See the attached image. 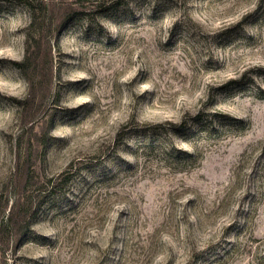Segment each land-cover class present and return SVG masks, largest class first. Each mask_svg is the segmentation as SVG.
<instances>
[{
  "label": "rangeland",
  "instance_id": "1",
  "mask_svg": "<svg viewBox=\"0 0 264 264\" xmlns=\"http://www.w3.org/2000/svg\"><path fill=\"white\" fill-rule=\"evenodd\" d=\"M30 1L79 14L57 45L48 33L54 63L41 58L29 85L14 62L39 33L25 4L0 0V225L21 198L44 202L25 237L0 231V264H264V0ZM200 110L245 130L169 135L185 161L135 154L142 126ZM71 163L46 200L43 182Z\"/></svg>",
  "mask_w": 264,
  "mask_h": 264
},
{
  "label": "trees",
  "instance_id": "2",
  "mask_svg": "<svg viewBox=\"0 0 264 264\" xmlns=\"http://www.w3.org/2000/svg\"><path fill=\"white\" fill-rule=\"evenodd\" d=\"M9 1V0H6ZM18 3L25 4L30 12V28H33L39 33V39L36 40L34 36L27 35L25 41V54L24 58L20 61L14 62L15 67L22 73L24 78L29 82V85L32 83L31 79V71L36 69V63L40 61L41 58H44L45 61H48L49 65L52 66L54 63V48L52 42L49 40L48 33H52L56 31V42L55 45L58 44L61 32L66 29L72 21L76 18L79 12H76L74 9L63 8L62 13L60 14V18L56 20L55 18V6L50 3L43 1L41 8L33 6L30 0H15ZM150 4L148 9L150 10ZM122 6L120 1L115 2L114 4L110 3H102L97 6L96 11L98 13H108L111 9H118ZM159 5H155L151 8L152 12L158 10ZM52 11V12H51ZM44 17L41 18L43 16ZM52 14L48 16V14ZM45 23L47 24L48 30L44 27ZM42 41H45L47 44L45 49H43ZM260 71L264 72V68H260ZM245 77L240 79H234L227 82L223 88H228L233 85H244ZM32 85V84H31ZM260 93L264 94V90L258 89ZM17 102L18 105L22 108L23 111H26V100L21 101L18 99H13ZM218 123V125L216 124ZM168 130H164L162 125H144L141 129H138V135L135 136V144L137 145V149L135 154L144 153L147 156L158 154V156L171 157L176 158L180 161H185L192 159V155H189L186 151L179 149L176 147L173 142V138H169V135L172 137L183 138L187 143L192 141L194 136H199L202 134H206L209 136L216 135L223 130L224 127L228 124L231 127H238L240 131L245 130L244 122L241 120L234 119L228 114H223L220 112H207L205 110H200L193 117H186L180 123H171ZM238 124V126H237ZM125 129H128L127 126H123L120 133L117 135L116 145L113 146V154L114 157L118 160H121V154H118V147L121 145L124 139L123 132ZM131 130V129H130ZM135 135V134H134ZM121 139V140H120ZM130 149V148H128ZM134 155V154H133ZM102 160H96L92 163L90 167L95 165H99ZM122 163V162H119ZM122 165V164H121ZM74 164L71 163L67 169L63 173V175L58 176L56 179H48L46 182H43L42 186L45 188V191L48 192V197L46 200H50V198L55 197L61 191L62 187H65L70 183L72 177V169ZM82 169H79L78 174L82 173ZM73 175V176H71ZM60 177V178H59ZM44 202L37 203L34 198L26 197V199L21 198L16 203L13 204L12 209L10 210L7 216H4L1 225L0 231L1 234L4 231H13L15 234L21 235V237H25L30 231L32 227L33 219L38 218L39 211L42 208ZM35 209L34 211H32ZM6 218V219H5ZM27 218H30L27 221ZM32 220V221H31ZM202 257L201 253L196 254L194 257V262L197 263ZM193 262V263H194Z\"/></svg>",
  "mask_w": 264,
  "mask_h": 264
}]
</instances>
